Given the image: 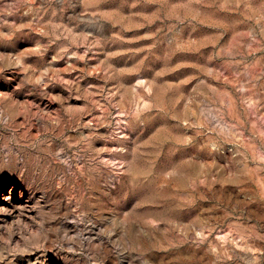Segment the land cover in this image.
Here are the masks:
<instances>
[{"label": "rangeland", "instance_id": "374dc122", "mask_svg": "<svg viewBox=\"0 0 264 264\" xmlns=\"http://www.w3.org/2000/svg\"><path fill=\"white\" fill-rule=\"evenodd\" d=\"M0 264H264V0H0Z\"/></svg>", "mask_w": 264, "mask_h": 264}]
</instances>
